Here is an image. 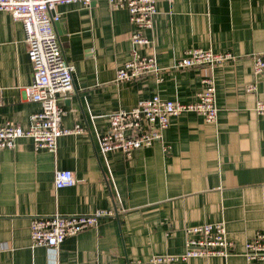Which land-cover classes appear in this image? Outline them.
Listing matches in <instances>:
<instances>
[{"label": "crops", "instance_id": "1", "mask_svg": "<svg viewBox=\"0 0 264 264\" xmlns=\"http://www.w3.org/2000/svg\"><path fill=\"white\" fill-rule=\"evenodd\" d=\"M73 88L64 93L63 126L84 131L62 135L56 151L37 149L21 136L0 149V264H129L153 254L184 249L188 224L223 221L234 246L227 256H192L173 264H264L246 259L244 241L264 231V0H156L151 43L155 74L116 83L115 72L132 56L136 27L126 8L107 0L60 4L52 10ZM21 21L0 12V124L27 128L41 109L26 88L34 78ZM190 48L230 53L233 60L209 68L173 69ZM212 75L217 119L195 112L172 116L161 138L135 148L101 153L99 136L109 116L158 95L184 103L196 100L204 76ZM255 84L253 92L246 86ZM72 170L75 182L57 187V169ZM113 208V216L66 236L58 248L33 245L31 218L53 213H89ZM149 264V263H148Z\"/></svg>", "mask_w": 264, "mask_h": 264}, {"label": "built area", "instance_id": "2", "mask_svg": "<svg viewBox=\"0 0 264 264\" xmlns=\"http://www.w3.org/2000/svg\"><path fill=\"white\" fill-rule=\"evenodd\" d=\"M92 0H0V12H9L21 21L28 54L33 63L34 78L26 88L29 100L39 102L41 109L31 116L27 128L13 122L0 124V149L14 147L21 136L33 138L37 149L56 151L62 135L78 134L84 131L76 124L72 128L63 126L64 109L61 100L64 93L73 88V65L66 59L59 36L54 26L52 10L60 4L81 2L89 5ZM112 8H126L129 21L136 27L130 35L132 56L115 72V82L134 80L155 74L161 80L160 68L154 55H142L139 48L148 46L151 40L142 33L151 30L156 13V0H107ZM230 53H214L202 48H190L176 60L173 69H184L197 65L212 68L233 60ZM253 71H264V57L253 56ZM255 84L246 86L247 92L255 91ZM3 98L0 95V106ZM258 114H264V100L258 99L254 106ZM184 112L201 114L206 121L215 122L217 105L212 75L201 79L196 100L184 103L178 100L162 99L154 95L139 100L130 108H120L109 116V128L98 139L101 153L121 150L126 156L138 147L147 146L160 139L163 130L169 126L172 116ZM75 182L72 170L59 168L55 172L57 187L70 186ZM113 208L98 207L89 213H53L34 215L31 218V239L33 245L58 248L66 236L75 235L84 228L93 226L99 217L113 216ZM184 249L180 252L153 254L147 261L132 259L129 264H173L192 256L222 255L231 253L234 243L227 235L223 221L188 224L183 228ZM243 253L246 259L264 260V231H258L244 241Z\"/></svg>", "mask_w": 264, "mask_h": 264}]
</instances>
